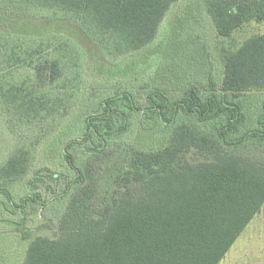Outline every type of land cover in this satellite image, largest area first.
Instances as JSON below:
<instances>
[{
    "label": "trees",
    "instance_id": "obj_1",
    "mask_svg": "<svg viewBox=\"0 0 264 264\" xmlns=\"http://www.w3.org/2000/svg\"><path fill=\"white\" fill-rule=\"evenodd\" d=\"M180 1L0 0V19L17 13L23 20L18 28L0 26V117L10 132L16 117L45 123L41 136L16 140L0 166V235L24 245L11 264H221L262 211L264 34L239 45L234 35L264 22V0H196L221 40L218 82L195 34L203 26L200 10L186 5L155 67L170 74L180 94L164 84L142 86L140 104V95L119 81L138 79L144 66L113 71L115 92L108 87L93 114L87 112L95 105L82 100L50 141L71 103L90 88L78 90L86 56L70 38L24 29L59 16L108 59L125 58L155 42ZM181 32L194 54L185 70L175 65L179 54H165ZM21 71L27 74L17 82ZM70 133L79 138L68 139ZM42 156L58 157L65 172L35 170ZM45 217L52 236L25 230Z\"/></svg>",
    "mask_w": 264,
    "mask_h": 264
},
{
    "label": "rangeland",
    "instance_id": "obj_2",
    "mask_svg": "<svg viewBox=\"0 0 264 264\" xmlns=\"http://www.w3.org/2000/svg\"><path fill=\"white\" fill-rule=\"evenodd\" d=\"M195 1L196 0L180 1V3H178L165 17L160 27L158 37L152 45H150L148 48L141 51L140 53L128 55L125 58L119 59H108L106 56H104L100 49L85 36V34L81 31L78 25L74 22H71L72 20H66L57 16L56 18L48 19L37 18L34 22L28 25V28H26V26L23 24L24 28H26L24 30H27L32 34L37 32L39 33V35L44 36L60 35L66 39L70 38L71 42L80 47L84 51L86 56V59L83 62L84 77L81 82L82 84L80 85L78 90L82 88L81 91H83L85 84H88L90 88L87 87L85 95L77 97L75 101L71 103L72 106L68 109V114L70 115L69 119L64 123L58 125V127L55 129L56 131L51 134L50 141H54V138L58 137L60 133L59 130L64 125L69 124L73 120L72 116L77 112L78 107L83 103L82 100H84L85 103H88L90 105H95L89 112H87L93 114L94 112H96L99 102H101L105 95H107L106 93L110 90V94L115 92L112 88L114 87V84L117 83L116 81L111 80L109 77V74H111L113 71L117 72V70L119 69L123 70L130 66H144V71H142L141 76L138 79L130 77L119 81V86H121L123 90L125 89L127 91H132L133 93L140 95V104H143L145 101V94L144 92L142 93V86H148L149 89H152L154 87H160V85L164 84L166 88L171 91V93L180 94V90L178 89L179 87L175 85L177 83L171 81L170 74L167 72L158 73V69H156V66L158 64V55L160 54V52H162V48L168 42L172 28L176 22V17L177 15L181 14L180 10L185 7H188L186 5H190L189 7L198 8L200 10L199 19H202L203 26L201 32L198 30L197 32H195V34L198 36L197 38L200 39L199 47H201L204 55H206V58L208 59V64L210 68L209 71L211 72L213 79L218 82L222 78V67L220 63V58L218 56V47L219 45H221V40L217 37L215 30L212 28L210 19L203 8V5H198V1ZM17 16V13L3 15L0 19V26L6 28V25L11 26V24H14L15 27L18 28L20 25H22L23 20H20L18 23L16 21ZM180 21L184 22V16H180ZM263 34L264 22H252L244 25L242 29L235 33L234 41L237 45H239L247 38ZM187 38V35L182 32L180 33L179 37H176L175 35L173 40L169 42L168 47L165 50V54H167V52L168 54L171 53L170 55H172L173 53L179 54L177 55L180 57L179 60L175 58L171 60L174 61L175 59V65H178L180 69L184 70L186 66H189L190 62L194 59L190 56V53L193 54V47H190L189 53V48L187 45H185ZM161 59V64L164 65L165 56H161ZM184 63H186L185 67ZM66 64H68V62ZM191 69L194 70V67H192ZM30 72L29 75L31 76L32 72ZM25 74L27 73H25L24 71H21V73L17 74V77L15 78L16 81L22 82L21 79L24 78ZM201 75L203 77L204 74ZM26 78L29 77L27 76ZM31 82L32 81L29 79V83ZM170 82L173 85L170 84ZM199 86L201 87V89H203L202 87H204L201 84ZM108 87L111 89L108 90ZM94 100L99 102H96V104H94ZM79 114L80 113H78V115ZM16 120L18 121L17 117ZM17 121L11 125L13 128V132H10L8 130L7 125L0 117V166L7 160L9 155L13 152L16 145V140L18 141V143L19 141H30L28 139V136L32 132H37V135L41 136V131L45 127V123L36 125L28 121ZM67 138L73 139L79 138V136L76 133H70ZM59 164L60 159L58 157L49 159V157L42 156L34 161V169L36 170L38 168H49L51 170H54L57 174L61 175L62 172H65V168H63ZM6 217L13 218L7 214ZM48 221V217L41 218V221L40 219L33 220L32 222L27 224V226H25V230L30 233L37 232L42 235L52 236V233H54L55 231L54 224ZM4 230L5 229H3V231ZM12 232L13 231H11V233ZM15 244L17 245L15 246ZM18 246L19 245L18 242L16 243V239L12 238L8 240L4 237V235H0V264H11L12 262L16 261V250ZM23 246L24 245L19 246L20 253H22L23 251ZM221 264H264V207L260 214H258L254 218V220L249 224V226L234 244V246L226 255L225 259L222 261Z\"/></svg>",
    "mask_w": 264,
    "mask_h": 264
}]
</instances>
